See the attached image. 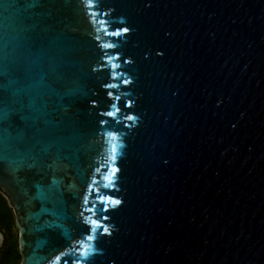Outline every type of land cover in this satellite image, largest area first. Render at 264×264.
<instances>
[{"label": "water", "instance_id": "water-1", "mask_svg": "<svg viewBox=\"0 0 264 264\" xmlns=\"http://www.w3.org/2000/svg\"><path fill=\"white\" fill-rule=\"evenodd\" d=\"M0 117L19 264H264V0H0Z\"/></svg>", "mask_w": 264, "mask_h": 264}, {"label": "flooded vegetation", "instance_id": "flooded-vegetation-1", "mask_svg": "<svg viewBox=\"0 0 264 264\" xmlns=\"http://www.w3.org/2000/svg\"><path fill=\"white\" fill-rule=\"evenodd\" d=\"M14 231L17 239L13 237ZM21 256L18 250V230L15 226L13 211L8 207L4 197L0 194V264H15Z\"/></svg>", "mask_w": 264, "mask_h": 264}, {"label": "snow or ice", "instance_id": "snow-or-ice-1", "mask_svg": "<svg viewBox=\"0 0 264 264\" xmlns=\"http://www.w3.org/2000/svg\"><path fill=\"white\" fill-rule=\"evenodd\" d=\"M123 31H124V32H127L128 29H127V28H124ZM120 34H121L120 32H115V33H113V35H116V36H119ZM105 47H112V45H105ZM125 83H127V81H125ZM107 115L112 116L113 113L109 112V113H107ZM0 119H2V117H0ZM128 119H129V120H132V119H134V117L129 116ZM0 159H3L2 154H0ZM112 171H113V173H116V172L119 171V169H118V168H114ZM109 182L112 183V180L110 179ZM90 190H91V189H90ZM85 202H87V198H85ZM100 202H101L102 204L105 203V202H107V203H111V204H114V205H119V204H121V201H120V200H118V199H113L112 197H107V198H105V197H100ZM105 211H107L106 208H105ZM105 218H106V217H105ZM92 223L95 224L97 228L102 227V225H100L99 222L96 221V220H93ZM107 231H108L107 229H104V232H107ZM89 238L91 239V237H89Z\"/></svg>", "mask_w": 264, "mask_h": 264}, {"label": "rangeland", "instance_id": "rangeland-1", "mask_svg": "<svg viewBox=\"0 0 264 264\" xmlns=\"http://www.w3.org/2000/svg\"><path fill=\"white\" fill-rule=\"evenodd\" d=\"M13 237L17 239V233H16V231H14ZM18 262H19V259L15 261V264L18 263Z\"/></svg>", "mask_w": 264, "mask_h": 264}]
</instances>
